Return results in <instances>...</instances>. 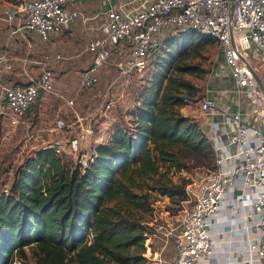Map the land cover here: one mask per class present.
I'll use <instances>...</instances> for the list:
<instances>
[{
  "label": "built area",
  "instance_id": "built-area-1",
  "mask_svg": "<svg viewBox=\"0 0 264 264\" xmlns=\"http://www.w3.org/2000/svg\"><path fill=\"white\" fill-rule=\"evenodd\" d=\"M81 1L29 0L6 9L0 20L16 22L11 34L25 29L47 42L81 17L86 25ZM231 13L230 0H99L91 19L103 18L87 33L85 52L91 60L81 72L80 88L93 87L101 70L110 66L115 73L106 92L120 87L122 93L143 74L151 50L164 37L191 29L217 41L216 82L205 85L198 103L214 168L186 185L194 201L181 219L170 264H211L213 259L218 264H264V97L249 68L264 84V0H233ZM37 57L28 41L22 56L7 46L0 52V74L18 75L23 81H0V107L13 127L25 125L30 107L53 91L54 64L73 58L61 53ZM112 105L108 100L105 108ZM79 126L82 137L92 134L89 121ZM66 127L71 125L58 117L48 129L60 133ZM103 140L104 134L97 142ZM44 148L63 156L75 153L80 140L58 138ZM93 156L92 148L78 164L85 167Z\"/></svg>",
  "mask_w": 264,
  "mask_h": 264
},
{
  "label": "trees",
  "instance_id": "trees-1",
  "mask_svg": "<svg viewBox=\"0 0 264 264\" xmlns=\"http://www.w3.org/2000/svg\"><path fill=\"white\" fill-rule=\"evenodd\" d=\"M216 46L214 37L187 29L152 49L129 84L131 105L116 114L85 167L49 148L16 167L9 188L0 189V264H147L151 192L188 200L187 181H172L183 170L175 148L212 155L198 121L182 109L204 97L205 86L191 79L208 68L190 61ZM13 75L3 79L23 82Z\"/></svg>",
  "mask_w": 264,
  "mask_h": 264
},
{
  "label": "rangeland",
  "instance_id": "rangeland-1",
  "mask_svg": "<svg viewBox=\"0 0 264 264\" xmlns=\"http://www.w3.org/2000/svg\"><path fill=\"white\" fill-rule=\"evenodd\" d=\"M27 1L29 0H0V17L4 15L6 9L16 8ZM91 21L92 23L87 22L86 26L95 25L99 20L94 19ZM0 25L8 32L1 34L3 36L1 38L2 43H9L14 37L16 38L17 34L10 33L16 27V22L8 24L0 20ZM88 30L84 28L82 22L78 21L68 29L52 36L47 42H39L35 34L25 31V29L22 30V34L26 37L24 42L31 43L32 50L38 56L37 58L43 53H61L65 56L72 55L73 58L54 64V89L51 93L45 94L43 98L39 99L24 118L25 125L11 126L8 123L6 114L3 113L0 107V189L7 190L9 188L14 170L26 157L58 138L64 140L73 137L79 138L80 148L75 153L69 152L63 155L65 160L77 165L80 159L91 153L93 145L100 141L103 134L105 139L107 129L116 118V114L124 113L126 107L131 105L130 98H126L129 88L124 93H122L120 87H114L106 92L115 73V70L110 66L101 70L98 82L93 87L89 89L80 88L81 72L89 64V60H87L89 56L85 54V47L88 42L86 32ZM25 52L26 43H22L17 50L11 51L17 56H22ZM218 55V46L208 47L201 57L190 61L208 68V73L202 79L192 78V82L204 87L210 81ZM261 71L259 69L258 73ZM18 77L13 75L11 79L18 80ZM261 77L263 78L264 75H261ZM3 78L4 75L0 74L1 81L4 80ZM70 100H73V105L68 104ZM108 100H113V105L111 108L106 109L105 106ZM182 113L197 120L199 125L201 124L202 118L198 104L183 107ZM58 117L64 119L65 123L70 124L71 127H66L60 133L49 130L48 128L54 126V121ZM86 121L91 123L93 132L82 137L79 123ZM175 151L183 165V170L174 172L171 175L172 181L176 183L182 182V180L187 181V183L199 182L208 170L214 168L213 155L203 157L180 147L175 148ZM188 198L186 201L173 203L166 196L151 192L153 211L144 215V220L148 221L147 225L150 227L149 235L145 240L147 247L144 252L147 264H170L174 257L175 239L180 231L181 219L194 201L192 195Z\"/></svg>",
  "mask_w": 264,
  "mask_h": 264
},
{
  "label": "crops",
  "instance_id": "crops-1",
  "mask_svg": "<svg viewBox=\"0 0 264 264\" xmlns=\"http://www.w3.org/2000/svg\"><path fill=\"white\" fill-rule=\"evenodd\" d=\"M98 3H99V0H82L79 4H78V7L80 8V11H81V13H82V15H83V17L84 18H87L88 19V23H92V21L91 20H94V19H91V17L94 15V13H95V11L98 9ZM103 18V15L101 14V15H99V17H98V19H96V20H99L98 21V23L97 24H95V25H93V24H90V25H84L83 24V19H82V17L81 18H79L78 19V21H80V22H82V24H83V26H84V28H86V30H88L86 33H89L92 29H95L97 26H98V24L100 23V21H101V19ZM77 21V22H78ZM76 22V23H77ZM76 23H74V24H76ZM73 24V25H74ZM87 24V23H86ZM72 25V26H73ZM5 33H8L5 29H3L2 27H1V25H0V52L2 51V49L3 48H5L6 46L9 48V50H10V52L11 51H15V50H17V48L23 43H26V45H27V41L26 42H24V39H25V36L22 34V32H17V33H15V34H17L16 35V38L14 37V39L11 41H9V43H2V40H1V38H3V36H1V34H5ZM9 36V35H8ZM39 41V40H38ZM40 42V41H39ZM85 54L86 55H88L89 56V58L87 59V60H89V62H90V60H91V56L87 53V52H85ZM84 55V54H83ZM211 82H216V80H215V78L214 77H211V79H210V81L208 82V83H211ZM108 123H110V122H108ZM215 238H216V241H218V236H215ZM211 264H218V263H216V260L215 259H213L212 260V262H211Z\"/></svg>",
  "mask_w": 264,
  "mask_h": 264
},
{
  "label": "water",
  "instance_id": "water-1",
  "mask_svg": "<svg viewBox=\"0 0 264 264\" xmlns=\"http://www.w3.org/2000/svg\"><path fill=\"white\" fill-rule=\"evenodd\" d=\"M232 9H233V0H230V17L232 16ZM255 80L257 81L261 91H262V94H263V97H264V84L261 80V78L259 77V75L249 66ZM261 133H262V136H263V139H264V118H263V123H262V126H261Z\"/></svg>",
  "mask_w": 264,
  "mask_h": 264
}]
</instances>
